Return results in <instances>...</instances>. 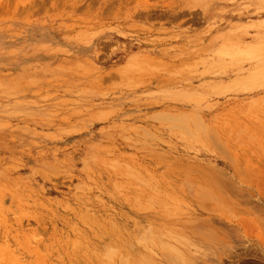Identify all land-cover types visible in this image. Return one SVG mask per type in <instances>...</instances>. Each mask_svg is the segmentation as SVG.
Here are the masks:
<instances>
[{
    "label": "rangeland",
    "instance_id": "374dc122",
    "mask_svg": "<svg viewBox=\"0 0 264 264\" xmlns=\"http://www.w3.org/2000/svg\"><path fill=\"white\" fill-rule=\"evenodd\" d=\"M102 262L264 264V0H0V264Z\"/></svg>",
    "mask_w": 264,
    "mask_h": 264
},
{
    "label": "bare ground",
    "instance_id": "6f19581e",
    "mask_svg": "<svg viewBox=\"0 0 264 264\" xmlns=\"http://www.w3.org/2000/svg\"><path fill=\"white\" fill-rule=\"evenodd\" d=\"M197 127L200 128V126H197ZM202 130H203V129H202ZM203 132H204V130L202 131V134H204ZM209 133H210V132H208V135H209L210 137L208 136V138H210V139H208L209 142H207V143H210V141L212 140V137H213L212 135H210V134H212V133H210V134H209ZM205 134L207 135L206 132H205ZM211 136H212V137H211ZM206 138H207V137H206ZM206 138L204 137V139H206ZM213 139H214V138H213ZM206 140H207V139H206ZM212 141H213V140H212ZM75 243H77V242H75ZM76 246H78V245L76 244V245L73 246V247L76 248ZM81 250H82V249H81ZM172 251H173V250H172ZM172 251H171V252H172ZM72 252H73V251H72ZM171 252H170V253H171ZM105 253H106V251H105ZM170 253L168 252V255H169ZM173 253H175V254H173ZM173 253L171 254L172 257H173V255H176V254H177V253L174 252V251H173ZM110 254H111V253H109V256H110ZM171 255H169V256L167 257L168 260L171 259V258H170ZM106 256H108V255L106 254ZM178 256H179V255H177V256L175 257V258H177V259H175L174 261H178V259H179L180 262H181V261H185V263H186V260H184V258H183L182 256H181V257L179 256L180 258H178ZM101 258H102V257H101ZM106 258H108V257H106ZM109 258H112V257H109ZM182 258H183V259H182ZM109 260H110V259H109ZM106 261H108V259H107ZM171 261H173V260L171 259ZM178 262H179V261H178ZM181 263H182V262H181ZM185 263L183 262V264H185ZM102 264H103V262H102ZM104 264H106V263H104ZM178 264H179V263H178Z\"/></svg>",
    "mask_w": 264,
    "mask_h": 264
}]
</instances>
